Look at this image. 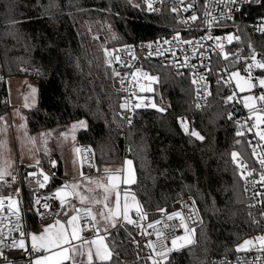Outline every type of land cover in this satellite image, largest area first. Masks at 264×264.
I'll return each mask as SVG.
<instances>
[{"label":"trees","instance_id":"1","mask_svg":"<svg viewBox=\"0 0 264 264\" xmlns=\"http://www.w3.org/2000/svg\"><path fill=\"white\" fill-rule=\"evenodd\" d=\"M248 10L236 26L239 39L226 47H238L241 54L256 50L261 59L264 34L254 32L251 20L264 11V0L253 1ZM176 28L168 8L149 13L128 0H0L1 68L8 76L31 74L36 81V102L25 114L30 131L83 118L86 126L76 131V142L88 147L95 171L122 165L129 157L135 169L130 188L144 210L156 211L190 195L201 219L192 233L195 243L172 251L162 264H211L237 252L235 246L258 227L231 157L239 152L252 163L245 133L236 135L245 127L243 105L224 103L228 91L217 81L197 107L190 77L152 59L142 64L159 78L149 92L157 107L125 114L122 93L110 89L100 76L101 66L97 67L86 43L95 35L111 52L124 43L165 36ZM231 61L237 68L238 61ZM215 64L221 63L216 59ZM253 68L264 74V69ZM161 107L166 111L160 112ZM5 109L0 105V113ZM182 115L188 118L190 130L193 125L205 137L203 141L184 132L178 120ZM49 155L42 153L40 161ZM55 156L61 176V160ZM60 181L56 178L53 186ZM30 224L38 226L33 218ZM109 232L110 247L119 253L116 264H152L136 241L135 223L122 222Z\"/></svg>","mask_w":264,"mask_h":264},{"label":"built area","instance_id":"2","mask_svg":"<svg viewBox=\"0 0 264 264\" xmlns=\"http://www.w3.org/2000/svg\"><path fill=\"white\" fill-rule=\"evenodd\" d=\"M144 7L149 13H161L166 8L174 15L178 28L166 34L165 36H158L148 40L138 41L137 43H124L121 46L112 48L110 51L111 67L115 72L120 73L119 88L118 92L122 93L121 105L127 102V107L122 108L123 113L127 114L135 110L137 103H144L146 107H151L153 103V96L151 93L145 91L141 94V98L137 100L133 93V87L130 84L129 76L134 70L144 69L143 61L157 59L165 66L170 67L176 73H186L191 79L193 89L195 91L196 105L204 103L210 93V85L212 83L222 82L225 84L228 93L226 96L235 95V99L229 101L231 103H240V94L235 90L234 82L231 79L229 83L230 73L232 68V61L235 59L238 61L237 68L247 72L250 61V54H241L240 49L237 47L231 49L226 47L229 43L227 37L235 33V37H239L237 31V23L244 21L249 14L248 8L252 5L255 0H239L235 5H230L228 0H134ZM151 3L155 11L148 9V4ZM191 5V7H189ZM175 8L177 11L173 12ZM188 8V11H184ZM195 15L196 20H192L191 17ZM254 20H251L252 28L254 32L264 34V31L259 29L264 28V11L257 14H253ZM186 21V23L184 22ZM211 21V23H210ZM178 37V38H177ZM208 37H212L209 39ZM238 39H233L237 41ZM167 41V43H165ZM185 41H192V43H185ZM218 44L223 45V51ZM151 45V47H149ZM229 52H232L228 54ZM228 55V59H224V55ZM114 57H119L115 59ZM218 60L221 64L216 66L215 60ZM187 65V66H185ZM2 66V59L0 55V105L9 107L10 99L7 96V80L8 75L4 72ZM255 76H259L257 70L253 67L250 71ZM203 76L204 80H199V77ZM256 78V77H255ZM193 79L198 81L197 84H193ZM123 80V83H121ZM254 84L257 87L251 91L252 96L259 97L264 94V88L259 87L258 82ZM197 89H199V96L197 95ZM264 102L257 100L258 107ZM243 105V104H242ZM244 108V106H243ZM245 109V108H244ZM264 109L261 110L260 114L264 115ZM241 122L244 123V131L250 147L252 163L244 162L248 165V170L253 171L254 175L249 178V181H245L241 178L242 189L244 190L245 198L249 206V210L255 219L257 229L251 234L253 237L264 235V195H255L256 193H264V185L257 184L253 186L250 180H259V172L261 171L260 165L256 160V157L252 155V149L257 145L259 137L255 135V128L252 131L247 129L255 124L253 114L245 109L242 115ZM184 119L188 125L189 120L185 115L178 118L180 121ZM260 127H264L262 124ZM196 128L191 125V130ZM264 145L263 141L259 142ZM264 149L257 147L256 151L260 152ZM85 152V151H84ZM87 155V156H86ZM84 169H88L92 164V156L90 151L85 152ZM56 162V166L53 167V162ZM38 162V163H37ZM239 171V169H238ZM35 173V175H30ZM49 177L48 181H44L43 176ZM240 175V174H239ZM15 177V179H13ZM56 178L62 177L58 174L57 158L54 155H49L45 162L36 161L32 163H16L10 176H6V183L0 182V197H4V201L0 204V230L3 234L0 235V239L7 238V241L11 243L12 240L19 238V232L13 228L10 232L9 228H12L17 222L20 223L22 230L26 233V243L29 244V252L19 250L16 248L5 247L0 244V251L3 252L4 256L0 257V264H15V262H23V264H30V261L40 253L32 254L30 251V241L27 239L31 227V218L34 219L35 223L39 225L43 222H49L57 218V214L61 211V205L58 199H47L41 200V204L48 203L52 206L51 210H45L40 205H35L34 201L36 198L53 197L56 193V186H53L52 181ZM40 183H44L43 188L40 187ZM19 190V195H17ZM11 196L17 201L19 208L20 219L17 221V216L12 210L9 209L8 205L10 201L7 199ZM143 212L146 213V218L142 219L136 212L133 215V220L136 222L137 233L136 241L142 249V253L152 263L155 259L158 264H162L164 259L157 256L158 252H165L167 248H171V239L174 236H178L184 231V227L181 225L180 217H175L169 221L168 215L175 212H180L183 216L184 222L187 224L189 229H193L199 224L201 220L198 215L196 206L194 205L193 198L190 195H184L179 200L172 202L161 209L165 211H147L141 207ZM39 209V211H37ZM43 213L44 215H41ZM156 221H160L156 224ZM149 224L155 226L149 228ZM168 225L170 227H165ZM83 228V234L91 235L93 232L90 231V225L81 221ZM157 232H163L164 235L157 237ZM150 233V235L146 234ZM193 237V234H192ZM149 241L154 245V249L149 247ZM259 244L252 248L250 251H237L229 256L216 258L211 264H220L221 261H228L229 264H264V251H259L257 248ZM182 248H177L180 250ZM175 251V250H173ZM172 253V251L170 252ZM168 253L167 255H169ZM6 257V259L4 258Z\"/></svg>","mask_w":264,"mask_h":264},{"label":"snow or ice","instance_id":"3","mask_svg":"<svg viewBox=\"0 0 264 264\" xmlns=\"http://www.w3.org/2000/svg\"><path fill=\"white\" fill-rule=\"evenodd\" d=\"M239 2V0H228V3L230 5H235ZM181 3H183V0H181ZM138 6V5H137ZM191 7V5H189ZM148 9L150 11H155V9L152 7V4H148ZM173 12L177 11V9L173 8ZM184 11H188V8H185ZM191 19L194 21L197 19L195 15L191 17ZM186 23V21H184ZM16 23V22H13ZM211 23V21H210ZM260 31H264V28L259 29ZM178 38V37H177ZM211 39L212 37H208ZM228 41L231 42L233 39H239V37H233L228 36ZM167 43V41H165ZM185 43H192V41H185ZM151 47V45H149ZM217 47L223 51V45L218 44ZM105 54L108 56H111V53L108 52L107 49L104 50ZM115 59H119V57H114ZM224 59H228V55H224ZM252 63L248 65L247 71L250 72L252 67L255 66L259 69H264V57L261 59H257V56L255 53L251 57ZM111 63V61H109ZM187 66V65H185ZM116 76H119L120 73L115 72ZM145 77H147L151 81L158 82V77L150 76L148 73H143ZM133 79H135L136 73L132 74ZM232 78H235L236 80V87L239 89L240 92H244L246 89H251L257 87L256 84L252 83V77L249 76L248 78H245L240 75L239 72H232L229 77V81H225V83H229ZM199 80H204V77H199ZM193 84H197L198 81L196 79H193ZM121 83H123V80H121ZM259 87L264 88V78H260L258 82ZM143 91L151 92L153 91L152 88H144L141 87L140 89ZM33 93H35V89H32ZM197 95L199 96V89H197ZM208 95H211V93H208ZM235 99V95H230L225 98V102H229ZM264 102V94L260 95L258 98L255 96H244L242 103L245 108L249 109V111L253 114L255 117L256 123L249 127L247 130L252 131L253 128H256L257 131L255 133L256 136L259 137V141L257 142V145L253 147L252 149V155L256 157L257 162L260 165L261 171L259 172V180L252 179L250 180V183L255 186L257 184L264 185V150L257 152L256 148H262L264 149V145L260 144V141H264V130H260V126L264 124V115L260 114L261 110L264 109V103L260 104V108H257L256 103L254 101ZM145 104L137 103L135 105L136 108L144 107ZM153 108H156L157 105L155 103H151L150 105ZM122 108L127 107V102L125 104L121 105ZM197 107H200V105H197ZM160 112L166 111L165 108H159ZM229 119H232L231 114H229ZM128 123L131 124L132 121L129 118ZM181 127L183 128L184 132L197 138L198 140L203 141L205 139L204 136H202L198 131L196 130H190L188 127V123L184 120H180ZM85 122L80 121L76 124H73L72 131L75 132V130L78 127H85ZM237 136H243V132H237ZM73 139H75V136L73 135ZM33 142H35L33 138ZM237 143L239 144L240 141L238 140ZM251 144V141L248 142ZM77 152L80 151V149H76ZM231 157L233 162L236 164L237 168L239 169V174L242 179L245 181H249V178L254 175L255 170L249 171L248 165L246 162L243 161V159L240 156L239 152H232ZM38 163V162H37ZM126 164L129 166L128 168V177L125 179H122L121 176L117 174H110L107 176V183H101L100 181L95 180H89L90 184H95L96 188H100L103 191V199H91L89 200L88 197L81 195L78 192L79 185L73 184V185H65V189H68V191H65L63 189L57 190L55 195L53 197H43V198H36L34 203L35 205H40L45 210H51L52 206L48 203L41 204V200H47V199H58L60 202V205L62 208L65 207L67 198L69 195H76L79 196L81 204L86 205H101L102 207L98 212H94L93 208L90 206H86L82 209L75 208L74 206H69L71 208V211L77 214H73L70 216V218L66 221V224L68 226H71V232L69 233L68 228L64 223H61L59 219H56L53 224L46 225L43 230L39 233H31L27 234V239L30 240V251L32 254L37 253H43L42 255H36L33 260L30 261V264H65L66 261L70 262V264H78L77 258L78 257H86L85 260L81 261L80 264H116L115 258L118 257L119 253L113 248L110 247L109 242V236H110V229H115L118 226V223L120 221H126L128 224H134L136 223L134 220H132L129 217V211H130V205H129V195L130 193L128 191L121 192L120 185L121 183L128 185L135 183L134 175L132 174V161L128 160L126 161ZM53 167L56 166V162L54 161L52 164ZM121 170L117 169L115 170L116 173H119ZM106 173H112L113 170L111 169H105ZM11 173L8 171L7 167H0V182L6 183L5 177L10 176ZM30 175H35V173H30ZM15 179V177H13ZM44 181H48L49 177L47 175L43 176ZM85 179H88L85 177ZM45 186L44 183H40V187L43 188ZM95 188H89V192H95ZM17 195H19V190H17ZM115 196V203L114 207L109 206V200L110 197ZM255 195H264V193H256ZM4 197H0V204L3 203ZM10 203L8 205L9 209L14 212V214L17 216V221H19V208L17 206V201L14 200L11 196L7 198ZM131 200L133 201V204L135 206V212L137 215H139L142 219L146 218V213L143 212L141 206L139 205V202L136 201L135 195L131 194ZM39 211V209H37ZM160 211H165L161 209ZM68 213L65 212V215ZM41 215H44L41 213ZM59 215V214H57ZM175 217H180L181 225L185 229V234L183 236H174L171 239V248H167L165 252H158L156 253L157 256H160L162 259H167V254L170 253L173 250H176L177 248H182L188 245H192L195 243V240L193 239L192 235L189 233H195V229H189L187 224L184 222L183 216L180 212L172 213L171 215L167 216V219L169 221L173 220ZM0 219H3V217H0ZM81 221H84L86 224H89L90 231H92L95 235L92 239H85L81 232L83 231V228L81 226ZM156 224H159L160 221H156ZM154 224H149L148 227L152 228L154 227ZM137 227H140V225H137ZM165 227H170L168 225H165ZM17 230L19 232V238L14 239L9 243L7 241V238L0 239V244H3L5 247H11L16 248L19 250H23L25 252H29V244L26 243V233L22 230V227L19 222H17L12 228H9V231L11 232L13 230ZM3 232L0 230V235H2ZM150 235V233H146ZM163 232H157V237L163 236ZM81 241L82 243L79 245H71V241ZM254 241L259 242V247L257 250L264 251V235L254 237L252 239H246L243 241L242 244L238 245L236 247V251H250L253 247H256ZM178 242H180L178 244ZM68 245V246H66ZM87 245L86 251L84 250V246ZM149 247H152L154 249V245L151 241H149ZM4 254L2 251H0V257H3ZM6 259V257H4ZM152 264H158V262L153 259ZM220 264H229L228 261H221ZM247 264V262H245Z\"/></svg>","mask_w":264,"mask_h":264},{"label":"rangeland","instance_id":"4","mask_svg":"<svg viewBox=\"0 0 264 264\" xmlns=\"http://www.w3.org/2000/svg\"><path fill=\"white\" fill-rule=\"evenodd\" d=\"M128 1H130L133 4L135 3L134 0H128ZM231 36L235 37V33L232 34ZM89 37H90L89 42H91V43H90V46L88 47V49H89V51L92 52L93 59H94L96 54L98 55L95 57V63L97 65V67L101 66L99 71H101L102 73H103V71H106L107 75L109 77H111V79L115 82L116 86L118 84V87H119L118 76H116L114 74L115 71L113 70V68L111 67V65L109 63L110 56L105 54V51H104L105 47H104L103 40L100 37H97L95 35L89 36ZM230 53H232V52H229L228 54H230ZM254 53L256 56H258L257 51L253 50L250 54L251 57ZM257 59H259V58L257 57ZM250 61L252 62V60H250ZM262 62H264V61H262ZM232 72H239L240 75L245 77V78H248L249 76H251L253 84L255 81L259 82L260 78H264V74L261 75L258 73L259 76H255V75H253V73L248 72V71L245 72L244 70L239 69V68L232 69L231 73ZM26 73L27 72H25L24 74H26ZM133 73H136L135 79H133V76H132ZM133 73L129 76L130 84L133 87V93L135 94L137 100H139L141 98V94L145 92V91L142 92L140 90L141 87H144V88L150 87L153 89L154 84L156 82V81L149 80L147 77H145L143 75V73H148L150 76H155V75L153 73L152 74L149 73L145 69L134 70ZM31 76H32L31 74H29L27 76H25V75L21 76V75H17V74H14L12 76L11 75L8 76V80H7V82H8L7 94L8 95L7 96H9V99H10L9 108L6 106V109L0 113V167H7L8 171H9L10 165L11 164L15 165L17 162L27 164V163L40 161V160H38V156H40L42 153H50L51 151L54 150L53 147L56 146V143H60L61 146L63 147L62 149L67 151L65 154V159L67 161L65 163L67 164L69 161L68 159L70 158L72 161L75 160V162L77 161V163H79V165H81L80 166L81 168L79 169L78 172L75 173V175H77L79 178L82 177L80 182H82V184H83L82 185L83 189H85L87 193L92 194V196L95 197L94 199H98V198L100 199L101 197H99V195L101 194L100 190L102 191V189L96 188L95 184H90L89 180H95V181L102 180L103 181L110 174L104 172L101 175V178L99 180V179H96L95 173H97V172L95 171L94 173H91L92 170L90 168L89 170L85 169L86 174L83 176L82 167L84 166L85 162L83 164H81L83 162L82 161V155H81L82 152L76 151V149H80V148L77 147V145H74L73 140H75V139H73V136H72V133L75 136L76 131L78 129H80L81 127H78L75 130V132L72 131V127H71L73 124H76L77 121H82V120L84 121L83 118L80 120L68 121V123H65L62 125H56V126L54 125V126H51L49 128L40 129L38 131H30L28 129V125L26 124V120H25V114L27 111L26 109H28L29 107H31L32 105L35 104L36 97H37L36 91H35V93H33V91H32L33 88L36 90L37 84H36L35 79ZM232 80L234 82L235 90H237V92L240 94V102H241V104H243L242 103L243 97L244 96H252L251 91L253 88L246 89L244 92H240L239 89L235 86L236 85L235 78H232ZM254 103H256V105L258 107L257 101H254ZM245 109H247V108H245ZM247 110H249V109H247ZM253 118L255 119L254 116H253ZM255 123H256V120H255ZM58 126H66L67 128L65 129V132H60L61 129H58L57 128ZM260 130H264V127H260ZM256 131H257V129L255 128V132ZM33 138H34L35 142H33ZM67 148H68V150H67ZM64 150H63V153H65ZM103 167H105V166H103ZM85 177H87L88 179H85ZM105 182L107 183V180H105L104 183ZM89 188H95L96 190H95V192H89L88 191ZM120 188H121L122 193H123V191L128 190V188H126V187L122 188L120 186ZM56 189L57 190L63 189L65 191H67V189H65V187H63L61 185L56 187ZM72 197H73V195H69V197L67 198L66 205L63 208L64 211H63V213H61V216H68L69 215L68 217L70 218L71 215L77 214V213L72 212L71 208L69 207V206H72L74 203V202L70 203ZM75 201L78 202L79 207L82 206L80 199H79V196L77 197V199ZM68 203H70V204L68 205ZM114 203H115V196L113 195L112 197H110L109 206L114 207ZM129 205H130L129 217L133 220V215L135 213V206L133 204V201H130ZM101 207H102L101 205H95L93 207L94 208L93 211L98 212ZM65 212H67L68 214L65 215ZM61 223H63V222L61 221ZM50 224H52V223H50ZM46 225H49V224H46ZM46 225H43V227L40 230L35 231L34 229L33 230L31 229L30 234L31 233L39 234ZM68 227L71 231V226H68ZM184 234H185V229L178 236H183ZM189 234L192 235V233H189ZM252 238H254L252 235L245 237L235 247L242 244L244 240L252 239ZM73 242L74 243H72V241H71V245L72 244L78 245L79 243H81V241H74V240H73ZM179 243L180 242H178V244ZM254 243L256 246L259 244L258 241H254ZM85 259L86 258H83V259L81 258L80 261H78V263H80L81 261H83ZM15 264H23V262H15Z\"/></svg>","mask_w":264,"mask_h":264},{"label":"crops","instance_id":"5","mask_svg":"<svg viewBox=\"0 0 264 264\" xmlns=\"http://www.w3.org/2000/svg\"><path fill=\"white\" fill-rule=\"evenodd\" d=\"M239 33V32H238ZM240 34V33H239ZM87 42V46L89 47L90 46V43L91 42H89L90 41V39L88 38L87 40H86ZM250 54V53H249ZM95 56H98L97 54L95 55ZM233 69L235 68V67H232ZM101 75H103V79H105V81L108 83V86L109 87H111L110 89H112L113 91H116V92H118V84H117V86H116V84H115V82L111 79V77H109L108 75H107V73H106V71H104L103 72V74H100V76ZM12 76V75H11ZM83 121V120H82ZM78 122H80V121H77V123ZM86 124V123H85ZM67 127L66 126H62L60 129V132H65V129H66ZM57 129V128H56ZM72 136H73V133H72ZM76 137H75V140H73L74 141V145H77V147H79L80 148V151L82 152V163L81 164H83L84 162H85V152L83 151V147H81V146H79L78 144H77V142H76ZM72 146V145H71ZM54 148V150L53 151H51L50 153H47V154H52V155H56V153L58 154V158H60V160H61V166L63 167V170H62V174H61V177H62V180L63 181H60V183L56 186V187H58L59 185H61V186H65V185H73V184H77V185H79L80 187H79V189H78V192L81 194V195H84V196H86V197H88V199L89 200H91V199H94L95 197L94 196H92V194H90V193H87L86 192V190L85 189H83V184H82V182H80L81 181V179H82V177L81 178H79L77 175H75V173L76 172H78L79 171V169L81 168L80 166L81 165H79V163H77V161L75 162V160L74 161H72L70 158L68 159L69 161H68V163L66 164L65 162L67 161L66 159H65V154H66V152L67 151H65L64 149H62L63 147L61 146V144L60 143H56V146L55 147H53ZM63 150H64V152L65 153H63ZM67 150H68V148H67ZM42 153V152H41ZM41 156V155H40ZM40 156H38V160H40ZM128 160H131L129 157H126V158H124L123 160H122V162H121V164L122 165H117V166H110V167H107V169H111V170H113V174H117V175H119V176H121V178L122 179H125V178H127L128 177V168H129V166L126 164V161H128ZM72 161V162H71ZM85 166V165H84ZM84 166L82 167V172H83V176L86 174V172H85V169H84ZM13 168H14V165L13 164H11L10 165V167H9V172L11 173L12 171H13ZM91 168V173H94L95 172V169H94V166L91 164V166H89V168H88V170ZM106 169V168H105ZM117 169H119V170H121L119 173H116L115 172V170H117ZM131 169H132V174L134 175V178H135V169H134V164H132L131 165ZM87 170V169H86ZM97 173H95L96 174V179H99L100 180V178H101V175L105 172V170L104 169H98L97 171H96ZM112 173H109V174H112ZM107 178V177H106ZM105 178V180H107ZM105 180H100V182L101 183H104V181ZM106 183V182H105ZM130 185L131 184H128V185H125V184H123V183H121V187L122 188H124V187H126V188H128V192L130 193V195H129V202L130 201H132L131 200V194H134L133 192H132V190H131V188H130ZM56 191H57V189H56ZM67 191H68V189H67ZM100 195H99V197H101L100 199H103V192L100 190ZM102 195V196H101ZM135 195V194H134ZM77 197L78 196H76V195H73V197H72V199H71V201H70V203H72V202H74L73 203V205L72 206H74L75 208H78V209H82V208H84V207H86V206H90V207H94L95 205H86V204H82V206L81 207H79V204H78V202H76L75 200L77 199ZM135 198H136V201H138L137 200V197L135 196ZM99 199V198H98ZM60 203V202H59ZM70 203H68V205L70 204ZM94 209V208H93ZM63 211H64V209L61 207V211H60V213H59V215L57 216V218L56 219H62L61 221L63 222V223H65V225H66V227L68 228V231H69V233L71 232L70 231V229H69V227H68V225L66 224V221L69 219V215L68 216H61V213H63ZM72 213V212H71ZM73 214V213H72ZM56 219H54V220H52V221H49V222H43V224H41V225H39V226H37V227H35V228H31L32 230L34 229L35 231L36 230H40L42 227H43V225H46V224H50V223H54V221L56 220ZM127 223L126 221H120L118 224H120V223ZM31 229H30V231H31ZM29 234H30V232H29ZM81 235L85 238V239H92V238H94V233H92L91 235H84L83 234V231L81 232ZM30 241V240H29ZM72 243H74L73 241H72ZM82 243V242H81ZM81 243H79V244H81ZM78 244V245H79ZM72 245H74V244H72ZM66 246H68V245H66ZM86 249H87V245H85L84 246V250L86 251ZM43 253H40L39 255H42ZM35 258V257H34ZM83 259V258H86V257H78L77 258V261H80V259Z\"/></svg>","mask_w":264,"mask_h":264},{"label":"water","instance_id":"6","mask_svg":"<svg viewBox=\"0 0 264 264\" xmlns=\"http://www.w3.org/2000/svg\"><path fill=\"white\" fill-rule=\"evenodd\" d=\"M226 97H227V96L225 95V96H224V103H226V102H225V98H226ZM83 151H85V152L87 151V152H88V151H89V150H88V147H87V146H83ZM86 156H87V155H86ZM85 162H88V161L85 159Z\"/></svg>","mask_w":264,"mask_h":264},{"label":"bare ground","instance_id":"7","mask_svg":"<svg viewBox=\"0 0 264 264\" xmlns=\"http://www.w3.org/2000/svg\"><path fill=\"white\" fill-rule=\"evenodd\" d=\"M247 161V160H246ZM177 200V199H176ZM246 202V201H245ZM167 205H169V204H167ZM254 232V231H253Z\"/></svg>","mask_w":264,"mask_h":264}]
</instances>
